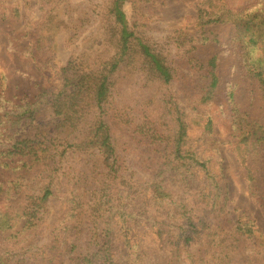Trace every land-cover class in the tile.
I'll return each mask as SVG.
<instances>
[{"label": "trees", "instance_id": "16d2710c", "mask_svg": "<svg viewBox=\"0 0 264 264\" xmlns=\"http://www.w3.org/2000/svg\"><path fill=\"white\" fill-rule=\"evenodd\" d=\"M10 1L0 0V34L7 52L32 61L34 71L19 66L31 89L12 96L9 59L0 51V264H260L264 228L230 208L223 147L264 206L255 176L261 161L264 179V0L243 8L238 0L192 1L191 28L168 34L175 52L154 34L155 1L169 0H34L36 18ZM15 24L23 29L13 32ZM224 26L232 29L229 38ZM93 29L101 33L87 38ZM59 32L73 50L64 65ZM215 55L238 56L225 91L221 75L216 85L211 77ZM126 79L135 97L122 96ZM242 81L253 98L246 108L235 98ZM222 97L230 103L225 139L217 137L218 112L210 106ZM257 98L262 114L252 109ZM194 139H207L211 150ZM141 147L153 154L145 168L130 164ZM57 205L65 210L49 231ZM161 208L168 219L157 215ZM145 214L153 224L149 242L164 243L154 260L134 236ZM123 241L122 260L116 256Z\"/></svg>", "mask_w": 264, "mask_h": 264}, {"label": "rangeland", "instance_id": "374dc122", "mask_svg": "<svg viewBox=\"0 0 264 264\" xmlns=\"http://www.w3.org/2000/svg\"><path fill=\"white\" fill-rule=\"evenodd\" d=\"M72 3H80L83 0H69ZM85 1V0H84ZM194 0H169L166 4H161V1H155L154 8L152 11H156L154 16L158 20V24L155 23L154 25L158 27L155 29V36L157 38L162 39L165 41L169 47V49L172 52H175L178 49L177 42L173 37H170L168 34L170 33L171 29L174 27H189L191 28L190 23H189V18L190 16H193L194 14ZM257 0H238L237 2V7L238 8H243L245 6L251 5ZM9 3L11 4H21L23 8V14L26 15L27 17L32 16L33 18H36L39 16L37 14L38 12L36 11V6L34 4V0H31L29 5H25L24 0H11ZM156 22V20H155ZM23 29L22 24H15L13 32L15 30L21 31ZM222 35L224 34L226 37H228L231 34V27L229 26H224L221 29ZM10 33H13L12 30L9 31ZM101 31H96V29H93V33L91 35H88L87 38L94 36V35H99ZM83 39L80 42V45L82 48L86 47L87 43L90 41V39ZM229 38V37H228ZM28 42L23 43L24 45H27ZM7 45H8V39L0 34V51L2 54H5L9 60H7V68L10 76L12 77V85H11V94L12 96L18 94V99L22 98L23 94L26 91H29L31 89V86L28 85V81L26 80V77L17 74L19 66L21 67V70L23 69L24 71H34L32 68L34 67V63L32 61H25L21 62L20 57L18 54H9L7 52ZM232 48L229 50L230 54H232ZM57 51H58V60L59 62L64 65L68 62L73 50L68 49L65 46L64 42V34L62 32H59L57 35ZM214 49L212 50V52ZM202 54H206V51H202ZM238 56L237 55H230L229 57L222 58L221 60L215 55L212 57H209L210 60V73L211 77L213 79V84L216 85L217 78L220 77L222 79V87L223 90H226V84H228L227 81H230L228 78H230V72L232 69V73L234 74L235 70H238ZM220 62L218 63V61ZM219 65V72L215 73L216 71V66ZM25 72V73H26ZM37 75L40 76V73L37 72ZM238 75V74H236ZM226 77V78H225ZM225 78V79H223ZM127 83L123 84L124 89H123V97H130L134 96L135 97V87L133 86V82H130L128 85V80L126 79ZM61 80L59 78H55L53 80L54 84H59ZM34 83V82H33ZM15 85H18L20 87L19 90L14 91ZM130 87V89L128 88ZM129 89V91H128ZM236 100L238 104L242 108H246L251 104V98L250 93H249V85L248 82L242 81L241 82V89L237 91L236 94ZM260 99L257 98L255 101V105L253 106V111L256 114H262L263 113V108L261 107V102L259 101ZM19 101V100H17ZM220 102V106L223 108V112L225 115H222L219 112L218 105ZM218 102H213L210 106L212 109V112H218L217 114V122H216V132H217V137L221 139H225L226 137L229 136L231 130H230V103L227 99V97H222ZM194 124V123H193ZM195 125V124H194ZM199 135L198 128H195L192 131V136L193 138H196ZM216 136V135H215ZM207 139H194L193 142L197 146H201L202 149L206 150H211L210 144L207 142ZM143 147L140 148V152L137 154V156H130V164H134V166H141L142 168H145V162L149 161L153 154L150 153L148 154L146 151H142ZM223 151L227 157V173H228V178L231 182L232 185V190H233V201L231 203V209L236 212L237 214L239 213H246L247 215L250 216L251 219H254L257 221L259 226L263 229L264 228V206L263 204H258L257 203V198L255 199L252 197L248 189L246 187L245 183V175L243 172H241L239 162L236 159L235 154L231 151L228 150L227 148L223 147ZM211 152L206 151L204 153V156L201 155L202 159L209 157ZM261 161H257V170L255 171V176H256V183L259 189V197L260 199H264V179L262 177L263 174V165L261 164ZM148 165V163H146ZM202 184L204 181L202 180ZM137 203L136 206L139 208L142 204V201H146V196L144 194L139 195L137 198ZM141 203V204H140ZM65 210L60 205H57L56 208V213L53 215V221L50 223L49 231H51L52 224L54 223L55 219L60 217L59 215L61 212ZM150 210L153 212L156 210V208H150ZM168 209H159L157 212V215L159 218H166L169 213L167 212ZM147 214L143 218H141L138 223L135 225V233L134 236L137 240L143 241L144 245L147 246L149 249V252L151 254L152 259L156 258H161V256L164 254V243L163 240H160V244L156 245L153 242L150 241V237L148 236L149 229L153 226L151 222L146 218ZM51 232H47L45 236H41L40 239L43 241H46L49 239ZM125 242L123 241L120 245H117L119 251L117 252V258L119 259H124L125 256L128 254V247H125ZM122 249V250H121ZM260 262V264H264V251L260 255H257V263Z\"/></svg>", "mask_w": 264, "mask_h": 264}]
</instances>
